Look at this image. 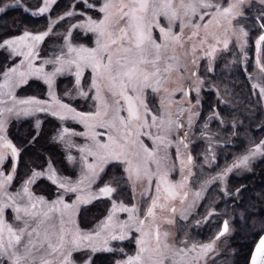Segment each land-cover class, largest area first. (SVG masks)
I'll return each instance as SVG.
<instances>
[{"label":"snow or ice","instance_id":"1","mask_svg":"<svg viewBox=\"0 0 264 264\" xmlns=\"http://www.w3.org/2000/svg\"><path fill=\"white\" fill-rule=\"evenodd\" d=\"M12 7L45 23L0 36V264H96L100 253L112 264H217V241L234 230L228 198L239 207L246 188L230 175L264 159V135L221 166L220 133L237 137L243 124L232 116L226 127L215 107L204 117L202 93L226 103L213 74L242 65L264 102V0H67L62 10L0 0V13ZM50 119L63 159L34 161ZM42 181L50 192L36 190ZM200 208L197 226L221 217L207 242L189 230ZM254 236L247 264H264V223Z\"/></svg>","mask_w":264,"mask_h":264},{"label":"trees","instance_id":"2","mask_svg":"<svg viewBox=\"0 0 264 264\" xmlns=\"http://www.w3.org/2000/svg\"><path fill=\"white\" fill-rule=\"evenodd\" d=\"M23 2L28 7L34 8L39 0H23ZM66 4L67 0H58V10H62ZM44 23V18L34 17L29 12H24L20 7H12L7 9L5 13H0V36H4L6 33H16L25 27L38 29L43 27ZM2 60L3 57L0 56V62ZM242 69L243 66H241V71H236L235 67L225 69L221 64L213 74L220 88L221 98L226 103H220L217 106L215 92L207 91L204 93L203 116L209 113L210 107H215L223 116L230 119L232 116H236L243 124L239 135L233 141L234 144L227 146L226 152L219 155L221 166L231 159L233 153L240 152L246 146L249 134L264 135L257 128L260 121L264 120L261 103L258 102L257 96L252 94L247 75L242 72ZM251 69L252 67L249 68V71ZM38 154L33 149L31 158L37 160ZM255 168V172L243 177L230 178L232 186H246L242 190L239 207L234 206L236 211L232 220L234 230L229 239L230 246L233 248L236 257L240 259L241 264H247L255 239L254 233L264 223V159H260ZM228 203H232V200L228 199ZM220 206H224V203H220ZM93 213V209L87 212L88 215ZM241 213L245 214L246 221L241 219ZM96 264H112V256L102 255Z\"/></svg>","mask_w":264,"mask_h":264},{"label":"rangeland","instance_id":"3","mask_svg":"<svg viewBox=\"0 0 264 264\" xmlns=\"http://www.w3.org/2000/svg\"><path fill=\"white\" fill-rule=\"evenodd\" d=\"M31 9L34 10L35 7L31 8ZM251 52H252V55H251ZM251 57H252V59H251ZM254 58H255V53H254V44H253L252 47H251V51L249 52V59L253 63V67H252L251 71L254 70ZM66 87H70V83H69L68 79L62 80V82L60 84V88L61 89H64ZM28 91L30 93L31 91H33V89H29ZM207 91L215 92L214 89H212V90L205 89L204 92L202 93V103L205 102L204 93L207 92ZM79 103L81 105H84V101L83 100H80ZM260 103H261V107H262L263 112H264V102H260ZM208 115H209V113L204 115V117H207ZM227 119L229 120V124L226 125V127L230 128L231 127V123H230L231 119L230 118H227ZM44 127H45V130H46L45 131V136L41 139L40 143L37 144L34 149L38 153H43L45 155H52L54 158H56L58 160L63 159V153H62V150H61L60 146L58 144H56V143H53V141L50 138V134H52L55 131V121L50 119L49 122L45 123ZM27 128H28L27 124H24L19 129V131H17L16 128L14 127L13 128V134L14 135H22L26 131ZM210 128H211L212 132H217L218 131L217 122H212L211 125H210ZM78 130H82V129H78ZM236 138L237 137H231L228 134L221 132L219 137H218L219 143H218V145L216 147V151L218 153V156L222 152H226V150H227L226 147L227 146L229 147V146L233 145L234 144L233 141ZM247 146H248V143L246 144V146L240 152L233 153L231 159L228 160L227 162L230 163L232 161V159H233V156L242 153ZM200 150H201L200 148L197 149V151H200ZM32 160L35 161V159H32ZM259 160H260V158H258L256 161L253 162L252 168H251L250 171L234 172V173H232L230 175V178H234V177H238L239 178V177H243V176H245L247 174H250L252 172H255L256 171L255 167H256V164H257V162ZM65 163H67V162L65 161ZM70 167L71 166L69 165V168ZM21 171H23V166H21ZM48 185H49V182L42 181V182L39 183V187L36 190L38 192H40V191H44L45 193L50 192L51 191V187L48 186ZM212 195H214V193H212ZM228 199H230V198H228ZM106 207H107L106 203H99V204H95L94 206H88V211L93 209L94 213L91 214V215H88L87 214L88 211H87L85 215H86V217H87V219L89 221H93L95 218L101 217L104 214ZM224 211H225V205L224 206H220L217 209V212H219L221 214V217H223ZM203 213H204V209L203 208H200L198 213H197L196 210H194L193 216H192L191 220L189 221V223L191 225L189 230H190V232L192 234V237L194 239H196L198 241H202V242H207L208 240H210L212 238V236L216 232L217 225L221 222V217H217V218L213 219V221L210 222V223H207V224L201 223L199 226H197L195 224V220L200 219V217H201V215ZM227 213H228V217L227 218H230L231 221H232L234 216H235V213H236L235 207H234V205L232 203H228ZM232 234H233V232L229 236H227L225 238H222L220 241H217L218 249L222 253L220 256H218L216 258L217 264H241L240 259H238L236 257V255L234 254L233 248L230 246L229 239L232 236ZM124 246L126 247V250H128V248L131 247L130 245H127V242H125ZM105 254L106 255H110V254H107V253L97 254L96 263H97L98 260H100L102 255H105Z\"/></svg>","mask_w":264,"mask_h":264}]
</instances>
